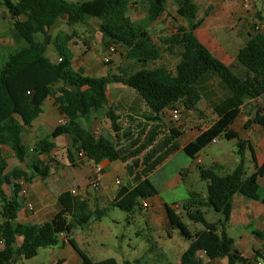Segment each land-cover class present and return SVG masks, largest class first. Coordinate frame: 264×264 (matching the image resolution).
<instances>
[{"label": "trees", "instance_id": "obj_1", "mask_svg": "<svg viewBox=\"0 0 264 264\" xmlns=\"http://www.w3.org/2000/svg\"><path fill=\"white\" fill-rule=\"evenodd\" d=\"M137 1L0 0V6L14 21V36L23 40V44L11 51H6L0 42V146L9 147L27 169L24 171L19 167L7 171V159L0 150V264H14L20 257L33 258L39 250L55 246L60 234L67 236L68 242L81 256L82 264H119L114 258L92 261L70 238L76 226L84 228L92 218L101 220L105 214L99 208L91 211L87 200L70 191L59 194L60 209L50 221L43 224L19 221L18 213L26 198L18 173L26 183L33 182L36 177L46 181L51 170L43 158L51 156L56 139L68 136L71 140L68 160L72 166H76V153L78 157L92 161L94 167L103 161L127 162V171L133 176L134 184L131 188L122 185L111 206L132 215L136 207L143 208L142 202L151 201L158 195L148 175L179 149L180 131L176 128L164 131L165 110L178 107L194 110L202 101L199 84L208 75L217 77L231 95L213 107L215 121L195 140L185 144L182 150L194 161L215 139H234L238 141L239 154L245 148L249 149L254 170L248 176L242 160L224 175L216 173L218 164L211 168L199 167L200 177L207 182V196L199 198L198 194H191L182 208L191 222L202 224L204 229L192 234L182 219V212L167 204L164 207L169 223L168 234L170 230L177 229L190 242L189 248L181 255V264H203L200 254L209 260L226 258L227 264L248 262L235 252V241L225 229L237 194L264 204V193L262 197L259 195L264 165L258 164L253 144L241 139L231 125L239 117L244 103L253 99L255 115L247 121L246 127L255 124L264 129V109L257 103L264 96V34L257 31L251 35L239 51L237 61L247 69L246 76L241 77L195 38L194 31L199 27L195 23L199 7L194 0H176L177 14L188 22V27L180 25L174 35L161 39V42L166 46L164 51L179 56L178 63L174 71L165 66L150 68L148 64L157 61L162 51L152 40L149 26L166 13L168 0H150L148 14L139 23L131 19L128 10ZM63 15L70 24L97 20L103 37L124 48L126 58L135 60L141 65L140 69L131 74L122 70L121 75L104 77L89 76L83 69H75L70 50L73 35L66 32L52 35L51 32ZM49 47L58 54L60 60L57 63L46 56ZM177 47L183 49L176 52ZM60 82L73 89L75 96L69 93L58 95L55 87ZM111 83L132 89L149 110L145 116L146 126L139 127L136 137L131 131L123 133L124 144L120 143L121 116L114 110L108 112L114 137L108 135L97 140L79 123L81 118L89 123L105 107ZM50 100L66 118V123L57 125L49 137L39 140L29 149L23 142V134L44 112ZM164 137L170 140L161 147L164 153H159L158 142ZM81 152L83 157L79 156ZM6 186L10 190L7 193ZM207 205L222 218L215 223L207 221L201 209ZM253 233L264 239V231ZM255 261L264 264V255L260 254Z\"/></svg>", "mask_w": 264, "mask_h": 264}, {"label": "rangeland", "instance_id": "obj_2", "mask_svg": "<svg viewBox=\"0 0 264 264\" xmlns=\"http://www.w3.org/2000/svg\"><path fill=\"white\" fill-rule=\"evenodd\" d=\"M196 5L199 6L200 13L210 9L212 15L207 17L204 23V27L210 22L216 21L217 24L226 25L227 31L230 33H237L242 31V22H236L233 17H221L226 6L223 4H233V7L239 9L240 14L254 16L251 24H249L250 30L256 34L257 31L261 30L264 22V0H250L249 9L244 8L243 0H194ZM150 0H138L136 4L132 3L129 7V15L131 19L139 23L148 14ZM212 8V9H211ZM178 4L176 0H168L167 11L158 20L159 23H155L151 32V38L158 48H161L162 56L155 62L149 63L148 67L156 68L158 66H165L171 71H174L179 56L171 55L166 56L163 50L166 48L162 44L161 39H165L176 33L177 27L186 22L177 14ZM216 17H215V16ZM221 18H219V16ZM177 20L174 21L173 19ZM257 22H256V21ZM14 21L11 18L7 10L0 6V42L6 51L16 49L20 44H23L22 39H18L14 36ZM233 26L230 27V26ZM237 26V27H236ZM258 26V27H257ZM225 28L222 31L217 32V37H222L223 34L227 33ZM262 31V30H261ZM260 31V32H261ZM264 31V30H263ZM52 35L58 34L59 32H66L72 36L70 48L72 52L71 59L74 65L78 69H83L86 75L94 77H104L110 75H121L122 70L129 71V74L140 69L141 65L137 64L135 60H129L127 52L124 48L109 42L103 37L100 31L98 21L91 19L85 20L83 23L70 24L66 16H61L57 21L56 25L51 30ZM262 33V32H261ZM114 48V51L111 49ZM183 48L177 47L176 52L181 51ZM2 55L3 52L1 50ZM53 47H49L47 57L54 63L59 61ZM243 77L241 74L239 75ZM210 77V76H209ZM207 80L201 81L199 84L200 91L204 93L206 91ZM58 95L69 93L75 96L73 89L65 86L64 83L60 82L55 87ZM127 86H123L118 83H111L108 85V99L105 107L95 114L94 118L88 123L85 119L79 120L80 125L92 133L97 140L102 139L104 136L112 135L111 122L108 118L109 111H115L116 106L121 104L125 107L129 105V102L133 99L134 95ZM133 91V90H132ZM128 98L126 103L125 99ZM203 105V103H202ZM46 112L52 110V100L46 105ZM120 108V107H119ZM180 117L178 120L171 122L169 119L168 125H175L178 123L186 124V137H190L193 131L196 130V118L199 114L192 115L189 117V112L182 107H178ZM122 111L119 109V112ZM255 115V110L252 111L251 116ZM205 122L200 123L201 125H207V119ZM58 124V123H57ZM44 137H49L51 132L44 131ZM163 136V135H162ZM165 136V135H164ZM123 134L120 136V143L124 144ZM42 140V139H41ZM170 139L168 137L161 138L158 142L160 148L159 153H164L161 147L164 143H167ZM24 143L29 149H32L34 144L39 141L34 135L26 134L24 136ZM33 141V143H31ZM64 141L69 142L71 148L70 138L60 137L55 140V144L59 146L52 151L51 156L44 157L48 161L52 171L56 172L47 181L35 182L31 185L30 192L37 188L50 191L51 194L57 198V194L62 191L58 190L55 186L56 181L60 180L62 176L64 178V186L67 191L72 188L79 191V194L85 198V190L83 184H85L84 175L80 172L76 174L74 167L70 165L68 160V149L64 148ZM35 142V143H34ZM253 146L255 147V141L252 137ZM237 140H227L225 138H219V143L208 144L198 155L196 160H191L184 152L177 153L172 159H167L161 164L158 169L150 176V181L155 184L158 191V199L160 202L158 207L155 208V215L157 218L163 216L164 210L167 204L171 208L177 207V211L182 212V219L186 223L189 231L194 234L197 230L203 228L202 224L193 223L183 212V205L189 200L191 193H197L199 198L207 196V182L200 177L199 167L211 168L216 165V161L220 163V168L216 170L218 175H224L235 168L236 165L242 160L244 162V169L246 174L249 176L254 170V163L251 161V153L248 148H245L242 154H239V147L237 146ZM264 144V143H263ZM264 147V145H263ZM4 156L7 159L8 168L7 171L19 168L26 170L24 164H20L19 160L15 157L14 152L9 148V155L4 150ZM75 159L79 163L82 159L75 154ZM199 159L201 161H199ZM89 162H86L88 166ZM119 164V163H118ZM86 168V167H85ZM95 169V168H94ZM19 182L24 189V197L26 198L24 208L26 210V216H33L36 210L35 203L31 200L29 195V183H26L24 177L18 173ZM128 184V177L126 174L119 175ZM180 179V180H179ZM91 181V179H90ZM34 182V180H33ZM122 182V181H121ZM28 184V185H27ZM31 184V183H30ZM123 183L118 185H122ZM262 184H264L262 182ZM7 187V186H6ZM89 188L93 189L90 185ZM10 190L7 187V192ZM264 187L259 189V193L262 194ZM79 196V195H78ZM89 209L94 211L96 209L104 210V215L101 220L91 219L90 223L84 228L75 227L71 233V237L74 238L82 251H84L92 261H101L109 258H114L119 264H134L136 262L140 264H176L179 260L177 253H182V249L187 245L188 241L180 235L177 229L170 230L164 229L160 223L154 225L150 223L149 215L146 209L136 207L132 215L126 214L119 208L112 207V203L105 201H99L95 197V193L88 197ZM28 204L32 205V209L28 208ZM1 205V202H0ZM1 209V207H0ZM204 212V216L210 223L217 222L222 218L221 214L216 213L211 206H204L201 208ZM1 221V215H0ZM40 222V221H39ZM43 222H40V224ZM244 227H241L238 231H244ZM231 236L237 237V233L230 232ZM67 245V244H66ZM2 244H0V248ZM64 244L62 241L61 234L58 236V243L52 247H46L38 251L37 255L30 259L23 257L17 258L14 264H52L63 249ZM57 261V260H56Z\"/></svg>", "mask_w": 264, "mask_h": 264}, {"label": "crops", "instance_id": "obj_3", "mask_svg": "<svg viewBox=\"0 0 264 264\" xmlns=\"http://www.w3.org/2000/svg\"><path fill=\"white\" fill-rule=\"evenodd\" d=\"M223 6H226V8H225V11H223L222 15L220 16L221 17L225 16V17H230V18L233 17L234 20H236V22H242L243 24L242 31H238L237 33H230L227 31L228 27L226 25L224 26V25L217 24L216 21L214 22L212 21L207 25V27H204L206 18L212 15L211 14L212 11L208 9L204 11L203 14H201L199 10L198 16L195 20V23H198L199 27L194 31V35H195V38L199 42L205 45L214 54V56L219 58V60L222 61L224 64L230 66L237 75L241 74L243 77H245L247 74V69L241 66L238 63L237 59H238L239 51L245 46L248 39L251 38V35L255 34L253 33V31L250 30V27H249V24H251L252 21H254L253 19L254 16L250 17L248 15L240 14L239 9L238 10L237 8L235 9L233 7V4L232 5L223 4ZM220 16L219 18H221ZM173 20L176 21L177 19L174 18ZM155 23L158 24L159 21H156ZM259 23L260 25L262 24V27H261L262 31L261 30L260 31L262 32V34H264V31H263L264 22L261 21ZM154 24L149 26V31L150 29H152ZM183 26L188 27V22L186 21L183 24ZM233 26L234 25L230 27L233 28ZM223 28H225L227 33H230V34H223L222 37L220 36L218 38L217 32L222 31ZM111 51H114V48H112ZM163 52L166 54V56H169V58L172 55V53L170 52H167L164 50ZM72 63L75 69H78L74 65L73 60H72ZM206 78H209L210 80H207L206 82V85H207L206 91L204 93L201 92L202 101L198 103L197 107L194 110L188 111L190 113L189 117H191V114L194 116L197 113L199 114L198 118H196V130L193 131L190 137L188 136L185 138V134L187 133L186 124H184L185 122L183 123L181 122L175 125L173 124L170 126L168 125L169 122L167 121L170 119L171 122H173L170 116L171 110L167 109L164 112V115H163L164 120H165L164 121V131H167V129L169 128H176L181 133V136L177 140L179 149L175 151L167 159H172L177 153L183 152L182 148L184 147L185 144L189 143L190 141L192 142L193 140H195V138L201 133L202 130L209 127L211 123L214 122L216 119V116L213 114V107L231 95L230 90L226 86L221 84L217 77H215L214 75H208L202 80V82H204ZM129 91H131L132 95H134L133 99L129 102V105L125 107L119 104L116 106L117 110L115 111L117 114L121 116V120H119L121 127H122L121 134H123L126 131L127 132L131 131L133 132L134 137H136L137 133L140 130L139 127L146 126L145 121L147 120L145 119V116L149 114V110L147 106L145 105V103L143 102V100L138 96V94H136L132 90H129ZM125 101L127 103L128 98H126ZM253 102H255V100L248 99L244 103L241 113L239 117L237 118L236 122L231 125V129L234 130V132H236L241 139L250 141L252 144H253L252 137L254 138L256 146L254 147L253 146L254 144L252 146L254 147V150L256 153L257 162L259 165H264V147H263L264 129L261 128L259 125H255V124H252L251 126L246 127L247 121L254 118V116H251V113L254 110ZM257 103L262 105L264 109V96L260 98L257 101ZM52 105L54 108H52L50 112H46V108L44 107V112L41 113L40 116L33 121L32 126L30 128H27L25 130L23 134V138L26 134L28 135L31 134V135H34V137H36L37 139L43 140L45 138L44 131L52 132L57 127L58 125L57 121L63 115L60 114L58 108L54 105L53 101H52ZM119 109H121L122 111L119 112ZM204 119H207V122H206L207 125L203 124L200 127V123L205 122ZM149 125L151 126V124ZM150 126H148V129H150ZM63 137L67 138L68 136L63 135ZM31 143H33V141H31ZM56 148H59V146L55 144L54 149ZM64 148L65 149L70 148L69 142L64 141ZM0 150H2L3 152L4 150H6L7 154L9 155V147L0 146ZM81 159H82L81 163H79L78 161L75 162L76 166H73L74 167L73 169L76 170V174L80 172L81 174L84 175L85 184H83V187H84V190H85L84 192L87 197L83 198L79 194V191L73 188L70 190V192L73 193V195H76V196L79 195V197L83 198V200L88 201V197L92 196V193L94 192L97 200L99 201L107 200L108 202L112 203L113 199L115 198L118 190L120 189L122 185H126V187L131 188L134 184L133 176H130L127 171V167H126L127 162L103 161L100 163V165L103 168V174L101 177V182L99 184V187L97 189H91L89 188V184L91 182L90 179L92 178L93 173H94V165L92 161L84 157ZM199 161L201 160L199 159ZM251 161H252V157H251ZM86 162H89V164H87L88 166H86ZM216 164H218V166L220 165L218 161H216ZM158 167L148 175L149 180H150V176L158 169ZM50 170H51V173L48 179H50L56 173L52 171L51 167H50ZM122 174H126V176L128 177L127 178L128 184H126V182L119 176ZM67 176H62L60 180L56 181L57 183H55L56 188L58 190H61L62 193L67 191L66 187L64 186V178ZM33 180L34 182H31V184L29 183L28 190H29L30 198L31 200H33L36 206L35 213L31 217L26 216V210L23 207L22 210L18 213V218H19V221L23 223H40L43 221L45 223V222L50 221L51 218L54 216V214L60 209V205H59L60 203L58 200L59 194H57V198H55L51 194L50 191L43 190L41 188H37L34 191L30 192L31 185L33 183L42 181L40 177H36ZM118 181L120 182L119 184L121 183L123 184L119 186ZM262 182L264 183V178L260 180L259 189L261 187H264V184H262ZM4 189L7 193V187H5ZM263 193L262 194L259 193V195L262 197ZM191 194H197V193H191ZM157 196L151 201H146L148 206L143 207L142 209L147 210L150 223L154 225H157L158 223H160V225H162L164 229H168L169 223H168L165 210H164L163 216H160L159 218H157V216L155 215V208L158 207V204L160 202V199H158ZM203 198H206V197H203ZM142 206H143V202H142ZM241 227H244L246 229H244V231L242 232H239L238 230ZM202 229H204V227L197 230V232ZM225 230L229 236H231L230 232H234L235 234L237 233L236 234L238 237L237 239L231 236V238H233L235 241V250H236L235 252L238 255L247 259L248 262L246 264H258L255 261V258L258 257L260 254L264 255V239L256 236L253 232L254 231H258V232L264 231V204H262L261 202L253 201V199H249L240 194H237L234 198V208L232 209V214L226 225ZM61 236H62L64 247L60 251L61 253L59 257L56 259L57 261L56 260L53 261L52 264H82L81 256L73 248V246L68 242L67 236L66 235H61ZM69 236L70 238H72L71 235ZM76 243L78 244L79 249L82 250L80 248L81 246L79 245V243L77 241ZM189 246H190V242L188 241L187 245L183 247L182 253L181 254L177 253L179 260L176 264H181L180 262L181 255L183 254L185 249L189 248ZM82 252L86 254L84 251ZM200 256H202L203 264H227L226 258L217 259V260H209V258L204 256V254H200Z\"/></svg>", "mask_w": 264, "mask_h": 264}, {"label": "built area", "instance_id": "obj_4", "mask_svg": "<svg viewBox=\"0 0 264 264\" xmlns=\"http://www.w3.org/2000/svg\"><path fill=\"white\" fill-rule=\"evenodd\" d=\"M249 2H250V0H243L244 8L249 9V6H250ZM170 116H171V119L173 121L178 120L179 117H180L179 110L178 109L171 110L170 111ZM57 123H58V125L65 124L66 123V118H64V116H62L61 118L58 119ZM213 143L214 144H218L219 143V138L215 139L213 141ZM79 156L83 157L84 153L83 152L79 153ZM94 168H95L94 169V173H93V176L91 178V182H90L89 185L93 189H97L99 187L100 182H101V177H102V174H103V168H102V166L100 164L96 165ZM118 183H120V182L118 181ZM146 206H148V204H147L146 201H144L142 207H146ZM28 208L32 209V205L28 204ZM0 244H2V241H0ZM258 264H260V263H258Z\"/></svg>", "mask_w": 264, "mask_h": 264}]
</instances>
